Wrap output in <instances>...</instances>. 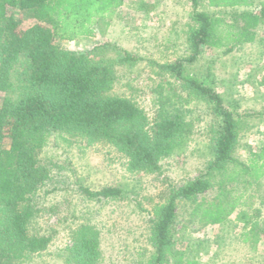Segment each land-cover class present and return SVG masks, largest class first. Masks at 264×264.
Returning <instances> with one entry per match:
<instances>
[{
	"label": "trees",
	"instance_id": "trees-1",
	"mask_svg": "<svg viewBox=\"0 0 264 264\" xmlns=\"http://www.w3.org/2000/svg\"><path fill=\"white\" fill-rule=\"evenodd\" d=\"M254 2L207 0L208 8L235 10L226 21L199 10V0H191V23L186 31L189 55L173 63L151 62L159 76L179 81L188 98L209 106L213 115L208 146L211 158L203 175L170 188L163 202L153 207L148 234L151 252L139 264H198L175 248L179 203L193 205L192 213L203 224H222L243 198V194L233 196L225 183L251 185L264 176V139L256 150L249 151L247 161L236 159L238 123L234 113L211 84L188 76L183 63H193L205 48H223L229 53L254 42L257 27L264 24V0ZM122 3L0 0V264H22L30 255L46 250L51 241L50 235L31 228L36 215L33 197L50 178L49 168L39 159L50 137L107 144L124 158L130 172H156L163 158L186 147L189 125L181 110L169 102V93H161L151 120L133 100L111 93L114 65L133 64L138 57L122 51L113 61H97L96 51L106 46L73 53L55 43L56 39L72 41L94 35L97 22L111 17ZM11 10L28 11L35 23L21 28ZM166 84L174 87L169 81ZM167 99L169 103H165ZM215 177L220 178L218 195L211 200L200 198ZM79 189L96 201L117 199L124 193L118 185ZM239 219L244 228L250 226L242 233L244 240L252 237L256 242L258 230L247 213L242 212ZM71 243L65 248V264L100 263L99 233L94 226L80 224L71 233Z\"/></svg>",
	"mask_w": 264,
	"mask_h": 264
},
{
	"label": "rangeland",
	"instance_id": "rangeland-1",
	"mask_svg": "<svg viewBox=\"0 0 264 264\" xmlns=\"http://www.w3.org/2000/svg\"><path fill=\"white\" fill-rule=\"evenodd\" d=\"M122 1L111 17L97 22L94 35L72 41L56 39L55 43L73 53L106 46L96 51L97 61H113L122 51L138 57L133 64L114 65L111 93L133 100L150 120L159 97L169 93V102L181 110L189 125L186 147L163 158L156 172H130L124 158L107 144L88 145L63 136L50 137L39 154L50 170V178L33 197L36 215L31 228L50 235L51 241L46 250L30 255L22 264H65V248L71 246V233L80 224H90L99 233V264H139L151 252L148 234L153 207L163 202L170 188L203 175L211 158L208 146L213 115L209 106L188 98L179 81L159 76L151 63H173L189 55L186 31L191 23V0ZM206 4L207 0H199L198 9L226 21L235 12L208 8ZM11 13L23 29L35 23L28 11ZM256 34L254 42L229 53L223 48H205L193 63L183 62L186 74L211 84L225 107L234 113L238 140L233 156L240 161H247L249 151L256 150L264 139V24L257 27ZM167 81L174 87L170 88ZM185 96L186 100H179ZM219 179L213 178L212 187L200 198L211 200L218 195ZM106 185L121 186L123 195L96 201L86 198L79 189L97 190ZM225 188L232 189L233 196L243 194V198L222 224H203L192 213L193 205L179 203L176 250L185 251V258L198 264H264V176L251 185L225 183ZM242 212L258 230L254 234L256 242L252 237H242L250 228H244L239 219Z\"/></svg>",
	"mask_w": 264,
	"mask_h": 264
}]
</instances>
